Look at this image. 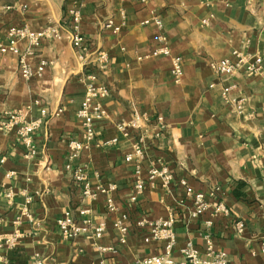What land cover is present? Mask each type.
<instances>
[{
    "label": "crops",
    "instance_id": "0c3cea01",
    "mask_svg": "<svg viewBox=\"0 0 264 264\" xmlns=\"http://www.w3.org/2000/svg\"><path fill=\"white\" fill-rule=\"evenodd\" d=\"M72 6L81 10L84 36L110 56L101 74L111 91L102 101L107 118L97 122L96 142L69 160L70 142L84 138L77 117L85 97L84 60L66 33L43 40L27 58L33 71L45 63L41 76L23 78L20 57L0 53V117L20 111L40 118L47 112L32 147L15 130H0V238L21 233L11 248L0 241V264H37V254L43 264H99L103 259L106 264H135L165 251L163 241L145 240L150 228L138 223L171 217L176 234L172 255L178 262L188 244L204 254L211 239L217 250L228 253L230 264H263L264 76L244 70L218 76L211 62L236 49L264 58V0H0V35L11 25L38 30L61 23ZM152 12L163 19L173 54L185 60L180 83L172 78L171 57L151 56L159 30L140 23ZM109 18L125 24L120 32L104 28ZM27 45L22 41L18 46L24 51ZM224 87L242 102L240 112L224 101ZM135 112L149 120L143 177L162 160L175 179L169 190L160 181L155 186L147 182L138 200L130 202L135 170L124 156L136 138L117 125L128 123ZM158 117L167 126L160 136ZM112 138H118L115 146L101 145ZM78 167L93 189L114 185L110 195L116 212L109 211L105 195L82 204L81 186L73 180ZM180 180L210 202L222 201L229 213L210 209L192 218L193 200ZM217 187L215 199L211 194ZM82 206L107 226L101 239L62 237L57 220ZM123 215L129 227L125 243L115 227ZM97 245L114 251L98 252Z\"/></svg>",
    "mask_w": 264,
    "mask_h": 264
},
{
    "label": "built area",
    "instance_id": "2783aa9c",
    "mask_svg": "<svg viewBox=\"0 0 264 264\" xmlns=\"http://www.w3.org/2000/svg\"><path fill=\"white\" fill-rule=\"evenodd\" d=\"M147 2L148 0H140ZM82 13L79 7L72 6L67 11V18L61 23L48 24L45 27L33 30L28 25H11L5 33L0 35V53H12L20 57V70L22 77L31 79L34 76H41L44 70V62L40 64L37 71H33L28 64L27 58L35 55L42 41L51 38H59L62 33L67 34V38L72 42L74 49L79 53L81 59L84 60L83 80L85 83V97L81 103V108L77 111L81 125L84 129V138L82 141L70 142L69 160L78 158L83 150L89 149L96 138L97 122L104 121L107 118V111L102 101L110 95L109 87L101 80V74L107 70L110 64V56L104 49L94 48L86 36L81 32ZM143 26H155L159 33L157 35V47L152 50L151 56L161 57L169 56L172 59L171 75L176 83H180L184 77V61L180 55L173 54L170 47L169 39L164 31L165 24L163 19L155 12L151 16L144 19L141 23ZM124 23L116 24L113 18H109L103 24L105 29H110L114 32H120ZM27 41L28 45L24 51L19 49V43ZM211 67L218 76L228 77L236 72L244 70L250 74L264 76V58L259 54L250 53L244 49H236L230 57L222 59H214L211 62ZM214 85H212L213 87ZM230 87H224L221 90V95L227 104L232 105L239 112L241 111L242 102L237 101L232 97ZM59 110L58 112H60ZM47 114L42 111V117L29 118L26 113L6 112L0 117V130L8 133L15 130L19 139H21L28 147H32L33 134L42 125L43 117ZM158 128L161 135L162 131L167 127L164 119L158 117ZM149 123L146 114L134 113L132 119L128 123H120L117 125L118 130L122 132L134 133L136 142L133 150L126 153L125 161L134 164L135 179L133 181V192L130 196V202H136L140 195L143 194L147 182L155 186L160 181L162 187L166 190L171 189L173 182V172L162 163V160L154 162L148 170V178L143 177V162L145 161V153L143 146L145 143L146 134L144 128ZM118 143V138L101 143L104 147L115 146ZM70 167V164L68 165ZM73 180L81 186V201L87 199H97L100 195L106 196V204L109 211L116 212L117 207L113 197L110 195V190L114 185L106 187L104 185L93 189L88 180V175L81 167L75 169ZM180 184L184 187L185 193L193 200L192 218H199L210 209H214L216 213H229L228 207L222 201L210 202L204 193L195 192L189 187L186 180H180ZM220 188L217 187L212 192L211 196L217 199ZM91 210L88 207L82 206L77 212L73 209H68L59 217L57 224L61 235L66 240H78L81 237L91 235L94 239H101L106 232L104 223H97L91 218ZM126 216L123 215L115 223L116 229L119 231L120 241L126 242V237L129 231L128 225L125 223ZM211 226L213 223L208 221ZM139 226H148L150 228L146 241L151 240L163 241L165 251L161 254L139 259L135 264H230V258L226 251L217 250L212 244L211 239L207 241V248L204 254H201L191 243L182 249L183 260L177 261L172 253L176 246V234L174 230L173 217L168 220L155 221H140ZM238 229L241 230L243 223H237ZM21 233L17 230L7 235L5 238H0L8 247H13L20 238ZM97 251L105 253L114 251L112 247L96 246ZM264 252V242L261 244ZM106 260H102L99 264H106ZM37 264H43L40 255H36ZM264 264V263H263Z\"/></svg>",
    "mask_w": 264,
    "mask_h": 264
}]
</instances>
